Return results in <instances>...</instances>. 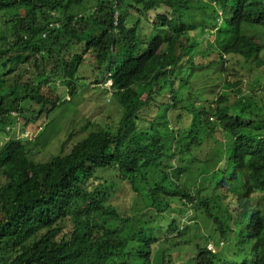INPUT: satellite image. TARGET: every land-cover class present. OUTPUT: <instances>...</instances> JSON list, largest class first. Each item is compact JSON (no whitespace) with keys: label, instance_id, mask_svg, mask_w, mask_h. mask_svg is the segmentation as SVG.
Instances as JSON below:
<instances>
[{"label":"trees","instance_id":"trees-1","mask_svg":"<svg viewBox=\"0 0 264 264\" xmlns=\"http://www.w3.org/2000/svg\"><path fill=\"white\" fill-rule=\"evenodd\" d=\"M257 35L264 0H0V264H264ZM88 76L118 118L36 161Z\"/></svg>","mask_w":264,"mask_h":264},{"label":"rangeland","instance_id":"rangeland-1","mask_svg":"<svg viewBox=\"0 0 264 264\" xmlns=\"http://www.w3.org/2000/svg\"><path fill=\"white\" fill-rule=\"evenodd\" d=\"M256 39L264 43V35H257ZM210 40H212V37H209V42ZM75 81L85 90L90 88L92 78L88 76ZM209 81L211 80H207V82ZM211 82L210 84H212ZM111 85L112 84H109L108 82L105 84L107 87ZM221 85L222 84L220 83L211 85V87L207 89V92L215 94L220 93L222 91ZM84 90H78L79 93L73 97L68 95V91L66 89H62V92L60 93L62 94L63 99L66 98L65 100L67 101L63 102L55 111L49 113L48 116L43 114L35 124L27 125L22 123V129L20 128L21 131L19 133L16 131V133L21 137H28L30 140H34V136L38 133V131L43 129L41 132L42 134L38 139V144L33 150V155H35L33 158L36 161H48L52 157V154H56L61 151V144L65 142L68 137H70L71 133L73 134L71 137L72 139L82 140L92 131L102 129L103 124L109 121V117L118 118V107L115 101L112 100L111 102L110 96L103 98L102 95H98L102 94L104 91L100 90V93L98 90ZM4 182L5 179L0 176V186L3 185ZM207 182L208 178L198 177L194 184L195 186H199V184H206ZM123 197H125V194L117 193V198L121 201L125 200ZM178 218L181 222L184 220L191 223L195 221L190 216L185 217L183 215H178ZM208 247H211V244H209ZM192 251V247L186 246L175 250L172 253L173 262L175 264H179L180 261L183 262L188 258L189 254L193 253ZM179 255L181 256L180 261L177 259Z\"/></svg>","mask_w":264,"mask_h":264},{"label":"built area","instance_id":"built-area-1","mask_svg":"<svg viewBox=\"0 0 264 264\" xmlns=\"http://www.w3.org/2000/svg\"><path fill=\"white\" fill-rule=\"evenodd\" d=\"M108 83H109V84H112V82H111L110 80L108 81Z\"/></svg>","mask_w":264,"mask_h":264},{"label":"clouds","instance_id":"clouds-1","mask_svg":"<svg viewBox=\"0 0 264 264\" xmlns=\"http://www.w3.org/2000/svg\"><path fill=\"white\" fill-rule=\"evenodd\" d=\"M256 38V37H255ZM258 41H260V40H258Z\"/></svg>","mask_w":264,"mask_h":264}]
</instances>
